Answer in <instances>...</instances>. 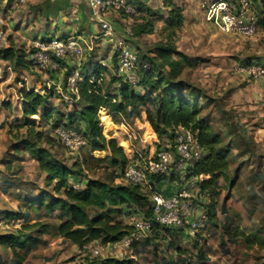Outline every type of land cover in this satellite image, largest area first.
<instances>
[{"label": "rangeland", "instance_id": "rangeland-1", "mask_svg": "<svg viewBox=\"0 0 264 264\" xmlns=\"http://www.w3.org/2000/svg\"><path fill=\"white\" fill-rule=\"evenodd\" d=\"M128 1L132 4L136 0ZM137 1L151 11L159 10L161 17H167V8L161 6L160 0ZM206 1H175L182 8L183 18L172 36L167 37L169 32L165 30L166 23L157 17L153 21L151 33L134 37L130 35L128 42L152 55L155 44L169 41L177 50L195 59L194 65L183 68L180 78L200 88L202 94L208 96L207 99L199 98L203 106L202 115L221 134L223 144L227 143L230 147L228 158L231 181L225 185L223 179L219 178L211 191L201 192L198 186L195 187V209L187 220H191L200 207H209L212 213L207 229L200 231L199 236L186 238L184 233L160 227L122 253L124 258L129 259V264H264V73L254 76L247 72V65L244 64L252 57L264 60V31L259 28L255 35L246 36L222 30L207 19L203 7ZM29 2L0 0V30L7 42L4 47L12 45L27 56L33 48V33L40 27L37 21L33 25L29 23L32 16V4ZM134 8L133 14L123 9L110 11L108 19L113 26L117 22L123 33L126 25L132 28L145 21L143 18H149L145 9L138 11L136 5ZM23 19L28 23L20 28ZM62 27L63 23L53 21L50 26H43L37 32L38 39L58 36ZM108 56L112 69L114 50L102 44L92 49L86 46L79 70L90 71L89 65ZM61 63L62 68L51 73L32 64H28L27 68L14 69L8 61L0 59V234L11 232L23 236L30 232L23 228L24 223L29 220L33 222L41 214L37 212H42L34 210L22 200L26 194L35 195L38 189L44 188V175L22 143L24 139L30 138L36 141L34 131L42 132V139L38 143L48 148L58 159L67 164L79 161L81 178H100L113 184L125 183L121 178L122 168L106 157L109 155L107 150H93L88 144L77 151L65 148L52 129L51 123L57 113H52L54 118L43 117L42 112L32 115V127L23 123L21 95L18 91L22 85L36 88L40 93L44 92V87L54 88L55 95L49 99V104L62 112H66L67 104L71 106L69 96L72 93L62 89L65 73L71 67L65 60ZM123 122L128 123L131 129H125L122 122L114 123L106 111L100 112L103 134L107 139L115 138L128 161L150 156L161 141L156 134L153 135L149 123L143 125L139 117ZM46 137L52 138L53 143L48 144ZM45 188L50 190L52 186ZM4 212H23L25 220L4 218ZM122 218L127 222L126 217ZM239 231L247 234L251 240L241 235L231 236ZM32 233L33 236L40 234L39 231ZM40 238L34 245L18 247V257L14 256L10 248L0 245V264H70L72 258L76 261V258L85 257L100 259L122 256L106 245L98 256H92L69 241L56 237L51 230L40 235ZM19 257L21 260H18Z\"/></svg>", "mask_w": 264, "mask_h": 264}, {"label": "trees", "instance_id": "trees-1", "mask_svg": "<svg viewBox=\"0 0 264 264\" xmlns=\"http://www.w3.org/2000/svg\"><path fill=\"white\" fill-rule=\"evenodd\" d=\"M161 1L167 8L166 18L161 17L160 12L144 7L137 0L131 1L133 6H137L138 11L145 9L146 16L149 17L143 18L145 21L132 26L133 37L142 33H151L153 21L157 17L166 23L165 30L169 32L167 37L174 34L175 29L182 23V8L175 3V0ZM248 1L257 29L264 31V0ZM152 53L150 55L143 50H138L137 86L130 85L117 76L110 67L97 62L92 65L90 71L79 70L80 79L76 82V92L70 91L68 77L72 73V68L67 70L62 89L72 93L69 96L72 103L71 106L65 104L66 112L57 110L53 104H49V99L55 95L54 88L44 87V92L40 93L36 88H26L22 85L18 91L21 95L20 109L23 123L32 127L33 120L30 118L32 115L42 112L43 117L54 118L52 113H57V117L51 123L53 130L58 126L75 128L84 136L86 145L88 144L90 149L98 148L109 152L106 157H110L115 166L122 168V176L129 159L115 138L107 139L103 134L100 126V112L106 111L114 123H121L135 119L143 110L146 120L161 141L157 144V148L164 146V139L171 141L178 128L192 132L202 147V154L184 171L187 179L191 176L197 178L196 186L201 192L213 190L219 178L223 179L225 185L229 184L231 181L228 158L230 147L227 143L223 144L221 134L214 130L202 115L203 106L199 98L207 99L208 96L202 94L200 88L180 78L183 68L186 65H194L195 59L177 50L169 41L155 44ZM0 59L8 61L14 69L34 65L25 52L12 45L0 48ZM244 64L247 67L261 64L264 69V62L257 57L248 59ZM114 68L115 64L112 66V69ZM34 135L37 137L36 141L30 138L24 139L22 143L37 161L38 168L44 175V188L38 189L39 192L35 195L26 194L22 200L31 205L34 210L42 212H37L41 214L33 222L29 220L24 223L23 228L30 232L22 234L23 236L11 232L0 234V245L10 248L15 257H18L16 252L18 247L34 245L35 242L40 241V235L50 230L56 237L75 244L80 250L83 245L93 241L99 242L102 246H109L132 233L131 217L137 216L151 221L149 233L163 227L180 234L184 233L186 238H196L200 231L207 229L209 219L212 217L211 208H197L204 211L206 220L204 226L194 234L188 232L189 224L185 221L176 226L159 224L154 219L150 192L146 189L129 182L113 184L100 178H81L79 161H74L72 164L63 162L48 148L38 143L42 139V132L34 131ZM46 139L48 144L53 143L52 138L46 137ZM182 172V169L173 166L168 174L153 175L150 179L151 190H158L157 183L165 180L176 181L180 185L187 180L181 178ZM47 186H52V189L47 190L45 188ZM193 198L194 195L192 201L196 203ZM3 214L4 218L25 220L23 212H4ZM122 216L126 217L127 222ZM32 230L39 231L40 234L33 236ZM149 233L134 239L130 246L148 237ZM239 235L248 241L251 240L242 231L234 232L231 236ZM18 260L21 258L19 257ZM71 260L70 264H129V259L124 258L123 255L100 259L85 257L78 260L76 258V261L72 258Z\"/></svg>", "mask_w": 264, "mask_h": 264}, {"label": "built area", "instance_id": "built-area-1", "mask_svg": "<svg viewBox=\"0 0 264 264\" xmlns=\"http://www.w3.org/2000/svg\"><path fill=\"white\" fill-rule=\"evenodd\" d=\"M24 1V0H21ZM91 16L99 25L100 36L115 52L114 73L132 86H137V55L138 50L131 45L127 38L131 35L132 28L126 25L121 35H117L115 28L108 19L110 11L123 9L127 13H135V8L126 0H84ZM206 17L213 21L219 28L226 32H238L246 36L255 35L257 32L256 20L250 11L248 0H207L204 4ZM4 33L0 30V48L6 46ZM86 42L78 36H50L34 38L32 50L27 56L40 70H60L61 61L72 68L68 77V89L76 92V82L80 79L79 66L83 58ZM91 47V46H90ZM247 72L256 76L264 73L262 66L252 65L247 67ZM125 129H131L128 123L122 122ZM55 136L60 139L66 149L77 151L86 145L84 136L73 127L58 126L55 128ZM130 133V132H129ZM155 139H152V141ZM202 154V147L194 135L188 129L178 128L171 141L166 140L162 148H157L148 157L140 156L134 161H128L124 167L121 178L125 182L139 185L150 192L154 219L162 225L176 226L183 221L189 224L188 232L194 234L204 226L206 220L203 210L196 209V215L190 218L194 212L192 201L197 178L191 176L187 179V166L197 160ZM173 166L182 169L181 178L186 181L178 184L177 189L171 195H164L159 190H151L150 179L153 175L168 174ZM186 219V220H185ZM133 231L130 235L122 237L119 241L109 245L114 251L122 255L131 245L134 239L145 236L151 230V221L142 217H131ZM103 246L97 242H89L83 245L81 251L88 252L92 256H98Z\"/></svg>", "mask_w": 264, "mask_h": 264}, {"label": "crops", "instance_id": "crops-1", "mask_svg": "<svg viewBox=\"0 0 264 264\" xmlns=\"http://www.w3.org/2000/svg\"><path fill=\"white\" fill-rule=\"evenodd\" d=\"M29 1H30L29 3L32 4L31 12L33 16V17L31 16V19H29L32 22L29 21V23L33 25V23L37 21L38 22L37 24H40L39 30L43 26H50L51 22L53 21L56 22L58 21L59 23H63L62 32L60 35H58L59 37H67L70 35L78 36L86 42L88 49H92L93 47L102 44L104 47H107L109 48V50H112L109 44H107L105 40L101 38L99 33V25L97 22L93 20L91 16V12L87 4L84 2V0H29ZM160 3L163 8H166L163 6L161 0ZM157 11L160 12L159 10ZM27 23L28 21L26 19H23L20 28ZM114 28L118 33V34L116 33L117 35L122 34V32L120 31L122 28H119L117 22L114 23ZM39 30L35 31L32 37L38 38L37 32H39ZM109 57L110 56L106 58H102L99 61V63H102L107 67H110L111 62L109 60ZM259 60L264 61L263 59H259ZM89 67L91 68L92 65H89ZM138 117L143 122V125H146V123H148V121L146 120L145 112L143 110L140 112ZM153 133L155 135L154 131ZM177 187L178 184L176 181L165 180L157 183V189L166 196L171 195L177 189ZM72 245L76 246L75 244Z\"/></svg>", "mask_w": 264, "mask_h": 264}, {"label": "bare ground", "instance_id": "bare-ground-1", "mask_svg": "<svg viewBox=\"0 0 264 264\" xmlns=\"http://www.w3.org/2000/svg\"><path fill=\"white\" fill-rule=\"evenodd\" d=\"M151 129V128H150ZM151 131H152V129H151ZM151 134H153L152 132H151ZM154 135V134H153Z\"/></svg>", "mask_w": 264, "mask_h": 264}]
</instances>
